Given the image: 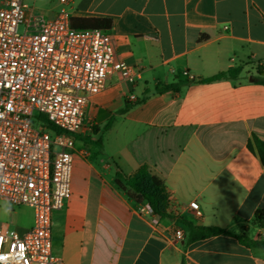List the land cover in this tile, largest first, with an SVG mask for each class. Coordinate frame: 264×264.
<instances>
[{
	"label": "crops",
	"instance_id": "0c3cea01",
	"mask_svg": "<svg viewBox=\"0 0 264 264\" xmlns=\"http://www.w3.org/2000/svg\"><path fill=\"white\" fill-rule=\"evenodd\" d=\"M61 8L76 28L110 19L115 58L142 78L132 85L115 74L87 103L71 195L52 215L54 254L66 264H264V249L232 236L187 244L183 224L160 216L154 224L115 181L116 164L126 176L147 167L164 182L168 213L264 240L254 221L264 211V165L247 146L264 140V0H56L40 14ZM236 68V77L206 80ZM167 84L178 90L156 91ZM106 125L100 145L84 139ZM34 221L30 207L0 201V225L24 233Z\"/></svg>",
	"mask_w": 264,
	"mask_h": 264
},
{
	"label": "built area",
	"instance_id": "2783aa9c",
	"mask_svg": "<svg viewBox=\"0 0 264 264\" xmlns=\"http://www.w3.org/2000/svg\"><path fill=\"white\" fill-rule=\"evenodd\" d=\"M116 51L108 31L72 26L64 8L46 18L24 0L0 3V201L35 216L24 233L0 225V264H66L53 252L52 215L71 195L86 105L115 74L132 85L142 78ZM190 208L204 213L197 201ZM141 211L158 223L148 203ZM174 235L184 238L181 228Z\"/></svg>",
	"mask_w": 264,
	"mask_h": 264
},
{
	"label": "trees",
	"instance_id": "16d2710c",
	"mask_svg": "<svg viewBox=\"0 0 264 264\" xmlns=\"http://www.w3.org/2000/svg\"><path fill=\"white\" fill-rule=\"evenodd\" d=\"M89 24L83 28H101L108 30L112 27V21L107 18H92L83 19ZM203 38V37H202ZM241 68L231 69L227 72H222L206 79L207 81L217 80L226 77H236L240 73ZM257 81L264 84V76L260 73ZM178 90L175 84L163 85L157 88V92H165L168 90ZM133 106L130 100H126L125 106L119 111V113H125ZM108 125H106L103 131L107 130ZM52 129H55L52 127ZM93 134H97L95 127H92ZM248 149L258 156L261 163L264 165V140H260L253 137L252 140L248 142ZM116 184L118 187L128 196V198L134 200L137 203H148L153 211L161 218L172 219L178 223L183 224L187 229V244H191L197 241H201L212 236L218 235H228L235 237L242 245L248 248H261L264 249V240L252 239L245 234H235L221 227H206L198 226L191 222L184 220L181 217H177L171 213L167 212L169 206L168 193L164 182L152 175L147 167L140 168L134 175L126 176L119 166L116 164ZM255 223L264 228V211L257 210L254 215Z\"/></svg>",
	"mask_w": 264,
	"mask_h": 264
},
{
	"label": "rangeland",
	"instance_id": "374dc122",
	"mask_svg": "<svg viewBox=\"0 0 264 264\" xmlns=\"http://www.w3.org/2000/svg\"><path fill=\"white\" fill-rule=\"evenodd\" d=\"M26 2L28 3L29 6L33 7L36 12L44 15H48L49 11L56 8V0H26ZM104 127H97L96 135L93 134V130H92L91 132L93 135L84 139L90 142L94 141L97 145H100ZM93 137H95V140H93ZM12 208H16V207H12Z\"/></svg>",
	"mask_w": 264,
	"mask_h": 264
}]
</instances>
